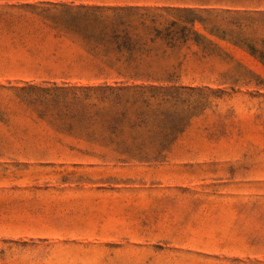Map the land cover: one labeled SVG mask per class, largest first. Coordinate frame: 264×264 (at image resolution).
I'll return each instance as SVG.
<instances>
[{
    "label": "rangeland",
    "instance_id": "rangeland-1",
    "mask_svg": "<svg viewBox=\"0 0 264 264\" xmlns=\"http://www.w3.org/2000/svg\"><path fill=\"white\" fill-rule=\"evenodd\" d=\"M61 5L147 40L141 150L34 102L80 53ZM172 24L174 46L148 40ZM0 264H264V0H0Z\"/></svg>",
    "mask_w": 264,
    "mask_h": 264
},
{
    "label": "trees",
    "instance_id": "trees-1",
    "mask_svg": "<svg viewBox=\"0 0 264 264\" xmlns=\"http://www.w3.org/2000/svg\"><path fill=\"white\" fill-rule=\"evenodd\" d=\"M61 6L62 12L49 18L54 37L61 40L59 44L67 43L80 53L70 61L64 60L66 71L61 73L64 80L60 85L29 87L34 102L66 121L63 132L88 141L141 150L143 144L138 140L144 137L140 127L145 120L144 112L136 106L145 90L129 83L154 76L141 58L147 40L121 16H104L102 7ZM175 26L172 24L165 32L155 30L154 37L148 40L154 43L163 38L174 46ZM181 32L186 41L187 28ZM83 79L87 83H82ZM133 115L136 121L132 120ZM140 152L128 154L141 156Z\"/></svg>",
    "mask_w": 264,
    "mask_h": 264
}]
</instances>
